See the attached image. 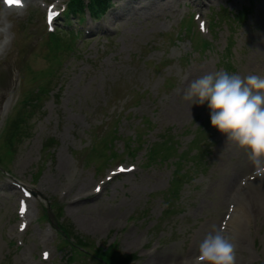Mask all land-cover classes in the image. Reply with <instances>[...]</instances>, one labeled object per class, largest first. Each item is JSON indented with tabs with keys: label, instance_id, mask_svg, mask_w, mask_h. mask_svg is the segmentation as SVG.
I'll return each mask as SVG.
<instances>
[{
	"label": "rangeland",
	"instance_id": "374dc122",
	"mask_svg": "<svg viewBox=\"0 0 264 264\" xmlns=\"http://www.w3.org/2000/svg\"><path fill=\"white\" fill-rule=\"evenodd\" d=\"M27 1L7 10L0 0V140L24 101L41 96L28 138L7 163L0 150V264H71L63 226L93 247L138 255L132 264H186L207 232L221 230L234 264H264V178L246 186L254 175L245 152L226 145L205 106L181 99L198 75H264V0H112L100 18L57 23L59 33L69 26L64 36L78 33L61 53L43 5L69 0ZM157 142L187 152L178 196L177 156L148 157ZM193 147L204 165L190 160ZM120 165L135 170L108 177ZM22 188L32 198L20 216Z\"/></svg>",
	"mask_w": 264,
	"mask_h": 264
},
{
	"label": "clouds",
	"instance_id": "9594fccd",
	"mask_svg": "<svg viewBox=\"0 0 264 264\" xmlns=\"http://www.w3.org/2000/svg\"><path fill=\"white\" fill-rule=\"evenodd\" d=\"M181 99L189 108L205 106L226 145L243 150L253 175L264 178V75L226 70L198 75L187 82ZM234 248L221 230L209 231L186 264H234Z\"/></svg>",
	"mask_w": 264,
	"mask_h": 264
},
{
	"label": "trees",
	"instance_id": "16d2710c",
	"mask_svg": "<svg viewBox=\"0 0 264 264\" xmlns=\"http://www.w3.org/2000/svg\"><path fill=\"white\" fill-rule=\"evenodd\" d=\"M87 2V4H86ZM111 0H73L72 3L69 5V11L68 13L72 16V18L77 17L78 15H83L85 13V9L87 5L90 7V12L94 16H98L101 14H105L109 8ZM51 43L56 47V51L58 52L62 51L63 49L69 48L68 43L64 40L62 41V38L58 35L51 36ZM49 89L47 87L42 88L40 90V93H46ZM41 96L38 94H35L31 101L28 103V100L24 101V105L20 109V111L17 113L15 119L9 123L5 136L4 146L8 150V154L14 152L12 150L16 144L22 143L28 136L30 135V128L28 125V120L31 119V117L34 115V109L40 100ZM52 145L55 144V141L51 142ZM162 145H167L166 143H163ZM113 145L110 144L108 146L109 150H112ZM169 147L174 151L177 152V148L170 144ZM44 150L46 151L44 146ZM62 236H63V242L66 244L70 243L73 248L76 246L80 251H84L88 244L83 239L78 238L74 235L72 230H70L67 226L62 227ZM73 240V242H72ZM71 248V249H73ZM101 253V256H94L96 259L100 260L103 264H127L128 261L132 260L133 257H124L119 258L117 256V253L110 248L107 251L99 250Z\"/></svg>",
	"mask_w": 264,
	"mask_h": 264
},
{
	"label": "snow or ice",
	"instance_id": "6c2138e0",
	"mask_svg": "<svg viewBox=\"0 0 264 264\" xmlns=\"http://www.w3.org/2000/svg\"><path fill=\"white\" fill-rule=\"evenodd\" d=\"M20 2H21V0H5V3L7 5H19ZM45 255H47V254L45 253Z\"/></svg>",
	"mask_w": 264,
	"mask_h": 264
},
{
	"label": "bare ground",
	"instance_id": "6f19581e",
	"mask_svg": "<svg viewBox=\"0 0 264 264\" xmlns=\"http://www.w3.org/2000/svg\"><path fill=\"white\" fill-rule=\"evenodd\" d=\"M170 3H171V4H173V3H178V1H177V0H171ZM255 182H256V181H255ZM255 182H253V183H251V184H254ZM251 184H249V185H251ZM247 186H248V185H247ZM237 213H238V210L236 211L235 216L237 215Z\"/></svg>",
	"mask_w": 264,
	"mask_h": 264
}]
</instances>
